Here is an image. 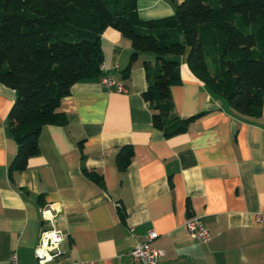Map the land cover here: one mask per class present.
Wrapping results in <instances>:
<instances>
[{
    "label": "crops",
    "instance_id": "obj_1",
    "mask_svg": "<svg viewBox=\"0 0 264 264\" xmlns=\"http://www.w3.org/2000/svg\"><path fill=\"white\" fill-rule=\"evenodd\" d=\"M182 0H136L139 16H171ZM106 72L125 91L109 90L101 76L82 79L61 99L67 124H47L40 151L24 170L9 172L17 141L9 131L16 91L0 82V264H39L36 247L48 227L42 208L55 204L52 227L65 239L43 264H133L129 251L150 231L152 246L165 251L162 264H264V103L259 116L243 115L212 92L181 55L183 82L171 89L175 112L198 115L185 132L167 137L152 122L145 61L139 52L129 75L131 41L119 30L102 33ZM83 145L80 146V142ZM130 145L125 170L117 155ZM85 169L102 175L99 183ZM199 218L208 241L186 227Z\"/></svg>",
    "mask_w": 264,
    "mask_h": 264
},
{
    "label": "trees",
    "instance_id": "obj_2",
    "mask_svg": "<svg viewBox=\"0 0 264 264\" xmlns=\"http://www.w3.org/2000/svg\"><path fill=\"white\" fill-rule=\"evenodd\" d=\"M108 27L133 47L123 74L139 52L154 54L144 64L142 96L165 136L185 132L198 116L175 112L171 89L183 79L180 61L169 55L185 54L190 70L237 112L262 114L264 0H182L173 15L159 19L141 18L136 0H0V82L16 91L9 131L18 149L10 173L24 170L39 153L45 125L67 124L58 106L73 85L103 75L101 36ZM132 156V146L120 148L122 170ZM85 173L102 182L99 172Z\"/></svg>",
    "mask_w": 264,
    "mask_h": 264
},
{
    "label": "built area",
    "instance_id": "obj_3",
    "mask_svg": "<svg viewBox=\"0 0 264 264\" xmlns=\"http://www.w3.org/2000/svg\"><path fill=\"white\" fill-rule=\"evenodd\" d=\"M103 75H101L102 83L112 91H125V85L121 80L114 78L106 72L104 66L101 65ZM58 208L55 204H48L42 208L43 219L47 222L46 227L40 235L38 245L36 247V255L39 264H43L52 260L61 250L60 245L65 239V235L52 227L55 218L58 215ZM256 220L264 224V212L256 214ZM185 225L187 229L197 238L208 241L211 237L210 231L203 222L196 217H189ZM158 237L157 232L150 231L147 236L138 241L129 251L131 263L133 264H162L161 258L165 255V251L152 246V241ZM12 264H18V255L13 253L11 256ZM71 264H98L95 261H75Z\"/></svg>",
    "mask_w": 264,
    "mask_h": 264
},
{
    "label": "rangeland",
    "instance_id": "obj_4",
    "mask_svg": "<svg viewBox=\"0 0 264 264\" xmlns=\"http://www.w3.org/2000/svg\"><path fill=\"white\" fill-rule=\"evenodd\" d=\"M170 58H177L179 59L180 56H177V55H169Z\"/></svg>",
    "mask_w": 264,
    "mask_h": 264
}]
</instances>
